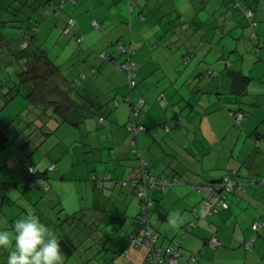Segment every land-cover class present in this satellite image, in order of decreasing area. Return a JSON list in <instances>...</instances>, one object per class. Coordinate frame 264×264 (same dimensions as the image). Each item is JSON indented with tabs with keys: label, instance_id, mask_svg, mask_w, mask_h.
Listing matches in <instances>:
<instances>
[{
	"label": "crops",
	"instance_id": "0c3cea01",
	"mask_svg": "<svg viewBox=\"0 0 264 264\" xmlns=\"http://www.w3.org/2000/svg\"><path fill=\"white\" fill-rule=\"evenodd\" d=\"M78 1L80 2V0H74V4H77ZM134 1L129 0V20L131 24V16L133 17L135 13V6H138L137 2L140 3L141 0ZM81 2V5H85L87 0ZM174 2L175 0H152L151 4V0H145V6L142 10L148 11V13L157 9L163 11L167 3L172 8L180 10L176 24L174 23L173 25L172 20L167 21L168 26L171 27H168V31L171 32L170 37L173 34L182 33V31L191 26H200L202 24V21L198 20V14L195 11L190 20L184 18L185 16L183 15H188L187 12H190L191 6L188 2L179 0L180 6L175 5ZM59 3V0H52L43 9L44 15L51 14L59 18V13L65 7L56 12L54 7H57ZM248 4L254 11V19L257 21L256 6L254 7L256 4L251 2H248ZM186 6L185 12L182 13L181 7L184 8ZM70 13L67 15V19L69 18L68 20H70L73 17L75 18L74 22L69 24L68 20L65 21V30L63 31L69 36L72 29L74 35L76 34L77 36H75V41L71 36H67L60 44H64V49H70L69 46L76 43L82 44L87 40V45L90 49H98L96 53L98 61L97 63H89L86 66L87 69L78 74L71 84L67 83L61 75L60 65H58L59 60L57 59V62L54 63L58 66L60 74L53 76L52 81L61 91L69 93V98L73 103V107L65 114L66 120L64 123L67 122L71 125L79 126L83 121L84 123L86 122V115L91 117L93 115L92 112H95L97 113L95 130L97 129V133H99L100 128H104L100 134H97V139L100 140V137L105 136L106 141L109 142L112 137V146L107 148L108 151L105 150L108 155L103 157L106 162H102L103 158L100 155L98 161L102 163V166L97 167L94 163L92 164L94 167L90 168L88 172V181L91 175L99 177L110 175L112 179L126 180L131 173L138 175V170L141 167L140 159H142L153 176H164L181 180V183L174 184L166 191L148 190L147 192V196L153 201L150 215L158 235L157 246L161 248L169 246L190 226V230L182 239L181 251H187L191 255L196 256V258L193 260L183 255L179 257L177 264H264L263 230L257 233L250 250H245L244 248V244L254 235L251 224L255 220L264 217V187L261 183L246 185L244 191L229 194L227 200L229 208L207 217H202L200 211L204 193L197 189L199 185L218 182L231 171H235L245 181L251 177H264V114L260 113L261 108L258 106L260 100H262V103L259 105H264V100L262 99V96L264 97V83L258 80V84L254 85L255 88L252 87L253 78L250 77L251 73L245 76L241 67L238 70L231 68V63L224 59L220 60L222 67L219 72L212 68H203L201 65L190 69H181L180 71L177 70L178 68H171L169 71L162 68V76L154 79L156 71L152 60V48H150L152 45L150 43L151 39H148L147 42H141L144 47L146 45L149 48L147 53L150 60L144 62L140 57L134 59L136 50L132 48V38H130L129 44L123 43L118 38L115 43L109 45L101 37L89 35L91 31L89 26L93 29L99 28L96 19L92 17L89 20L86 16H80L76 19L72 15L71 10ZM139 17V21H145L144 16L140 14ZM106 19L108 18L106 17ZM216 19L219 22L220 18L216 17ZM135 20L136 18L133 17V21ZM93 21L96 22V26L92 23ZM161 22L164 21L160 20L159 23ZM43 24L45 23H42V26ZM248 26L254 30L257 28V22L254 28L251 25ZM115 28L119 34V25L117 27L116 24ZM37 32L38 27L34 35H37ZM195 32L197 33L198 30H195ZM152 36L154 37V35ZM79 37L82 38L81 42L77 41ZM251 38L257 40V35L253 33ZM34 40L35 36L31 43ZM117 42H121L125 47H130L133 51L131 60L137 64L136 86L133 89L129 88L125 73L117 70L113 62L104 61L99 57L101 53H105L114 62L125 60L126 57L118 49ZM142 44H138V47L142 48ZM24 46H26V42L21 43L20 48ZM202 47L203 45L200 50ZM36 49L40 51L38 47ZM192 49L193 47L191 46L190 50L192 51ZM262 49L264 51V46H262ZM65 51L69 57L70 50ZM191 53L193 52H187V54ZM16 54V52L12 51L11 55L14 57ZM187 54L184 58L185 61L188 60ZM37 56V52L34 57L32 54H28L23 64L28 63L27 61L33 58H37ZM46 56L48 57L47 54ZM20 62L22 63L23 61ZM109 66L119 72V74H122L126 82V92L121 96V101L111 100V105L104 104L99 94L92 95V86L89 83H83L95 79V76L100 71L103 72ZM92 69H95V71ZM237 72L238 75L236 76ZM82 75L84 77L80 78ZM144 79L145 81L140 87L139 84ZM240 79L247 80V82H239ZM113 87L116 89L115 86ZM140 88L141 90L137 91ZM209 88H219L217 89L218 92L222 91V88L224 91L226 90L227 100L234 105L233 108L227 109L228 114L223 113L222 117L219 118L220 122L224 121L225 127L222 124H218L216 117L214 118L215 115L212 113L216 111L215 109L209 110V113L203 115L198 122L192 118L189 121L182 119L179 113H169L170 110H176L175 103H177L178 96L183 99L184 96H194ZM167 89L174 91L170 93L171 101H175L174 103L168 100L165 93ZM216 94L220 102V108H224L223 97L220 93ZM140 99L144 102V106L138 117V123L144 125L147 131L140 132L134 137L125 129V125L129 118L131 106L137 104ZM46 101L48 102L46 103L47 105L40 106H32L27 103L33 108H43L44 111L47 106L51 105L49 103L56 102L57 98L49 95ZM251 104H254L257 108H255L254 114L250 116L247 111L243 110L242 106ZM187 105L194 109L189 102ZM231 110L242 111L245 115V120H242L239 124L236 123L235 119L230 115ZM220 111L223 112L224 110L222 111L221 109ZM52 112L57 120L62 122L60 116L54 113V110ZM100 117H103V121L99 120ZM26 118L25 121H27ZM118 119L119 123H122V126H119L121 127L119 131L116 129ZM214 121H216V124L213 126ZM242 122L243 124L239 130L237 126L241 125ZM106 123H108L107 126H105ZM174 124L177 126L176 129L173 128ZM112 125L116 129V133H113L115 131ZM12 140L21 144V152L42 175V177H35L30 183L25 184L30 186V190L35 189L34 191L36 192L34 196H32L33 191L30 194H26V196L29 198L38 197L37 199H41V201L59 202L58 195L51 193V189L46 186V182L49 179V171H52L51 174L55 182L58 175H60V170L57 169L55 164L49 163L52 160H58L57 156H52L54 153L47 152L44 154L41 151L44 141L43 137L37 138L31 135L30 139V136L25 132L16 133L10 131L7 125L3 126L2 124H0V181L13 183L20 178V173L24 176L25 164L22 160L16 158L19 148ZM101 149L98 150L101 151ZM138 152H140L141 158L138 157ZM35 153L39 157L32 160ZM81 153L84 152L79 149L77 155L73 157L68 150V155L73 161L72 164L81 166L79 161ZM129 156H132V159ZM37 182L38 184L40 182L39 187H37ZM89 183L91 188L96 191L92 194L91 201H99L100 203L95 202L94 206H87L80 211L84 212V216L90 218L89 226L96 225V232H99L100 239L96 238L93 242L90 241L92 238L88 236L79 238L80 234L75 231L74 239L68 237V232L64 233L63 237H60L59 229L54 230L51 227L52 232L58 237L60 242L62 240L61 247L64 258L73 256L80 247L83 248L86 244L87 250L92 249L94 251V256L99 259V264L101 262L109 264L116 257H118L117 261L115 259L113 263L111 262L112 264H146V248H135L127 242L129 236L140 230L138 223L140 200L134 194L135 192L131 185L119 186L107 181L103 183L100 189L94 188L90 181ZM13 191L17 190L9 192ZM26 196L24 199L28 200ZM118 201L120 204H116ZM193 209L197 210V213H194ZM176 213H180L183 217V223L174 227L168 221L170 217H175ZM4 217L5 215H1L4 221L3 224L6 225ZM94 220L98 221V224H95ZM45 225L48 227V223H45ZM0 229H5L11 234L14 228L4 227ZM88 230L91 232L92 229L88 228ZM113 238L115 242L111 244L110 240ZM210 238L217 239L221 242V245L217 247L209 246L207 241ZM108 248L111 252L103 253ZM113 250L114 255L111 256L110 254L113 253ZM124 251H126L125 254L121 255ZM7 255L8 251L6 249H0V264H6Z\"/></svg>",
	"mask_w": 264,
	"mask_h": 264
},
{
	"label": "rangeland",
	"instance_id": "374dc122",
	"mask_svg": "<svg viewBox=\"0 0 264 264\" xmlns=\"http://www.w3.org/2000/svg\"><path fill=\"white\" fill-rule=\"evenodd\" d=\"M10 1L0 0V40L3 39L0 42V87L3 92L17 83L16 74L22 66L20 61L17 63L12 57L13 55H11L12 51L15 52L18 49L16 46L18 45L16 37L19 36V30L9 29L10 26H8L10 25L8 21L13 18L10 10L7 9ZM81 1L83 0L78 1L77 4H79L77 5L72 3L71 0H65L63 2V7H65L59 13V18L51 14L43 15L42 13L43 16L41 17L43 18L41 19L40 17L39 19L37 24L38 32L37 35H34L35 40L32 43V49L38 47L41 51L46 52L51 62L55 63L57 59L59 60L58 65H60L61 75L67 83H73L76 76L87 69L86 66L89 63H97L98 61L96 58L98 49H90L87 45V40L82 44L75 42L76 44L69 46L70 49H64V44H60L68 36L63 30H65V21L69 19H67V15L71 14L70 10L76 19L80 16H86L89 20L92 17L96 19L99 28L93 29L89 26L91 29L89 35L94 37L99 36L103 41L108 42L109 45L115 43L118 38L123 43L129 44L130 38H132V48L136 50L134 59L140 57L144 62L150 60L149 54L147 53L149 48L146 45L144 47L142 43L151 39L150 43L152 45L150 48H152V60L156 71V75L153 77L154 79L162 76V68L163 70L166 69V71H169L171 68H178L177 70L180 71L181 69H190L191 67H199L201 65L203 68H212L219 72L222 67L220 60L224 59L231 63V68L238 70L241 67L245 76L251 73L250 77L253 78L252 87L258 84V80L264 83V51L262 49V46H264V0H184L191 6L190 12H187L188 15H183L185 16L184 18L190 20L195 14V11L198 14V20L202 21V24L200 26H191L185 31H182V33L173 34L171 37V32L168 31L171 27L168 26L167 21L172 20V24H176L180 10L178 11L172 8L169 3L166 4L163 11L157 9L148 13V11L142 10L145 6V0H141L140 3L135 0L138 6H135L133 17L136 20L133 21V17L131 16V24L129 20V0H87L85 5H81ZM178 1L175 0L174 4L180 6L181 3ZM235 1L247 5H249L248 2L256 4L254 7L256 6L257 28L252 30L248 26L242 13L234 8ZM187 6L184 8L181 7L182 13L185 12L184 10ZM64 13L66 14L64 15ZM140 14L144 16V22L139 21ZM216 17L220 18L219 22ZM70 19L74 20L75 18L72 17ZM160 20L164 22L159 23ZM42 23L45 24L42 26ZM116 24L117 27L119 25V34L116 32ZM195 30H198V32L196 33ZM253 33L257 35V40L251 38ZM70 36L75 41V36L77 35H74L72 29L68 37ZM138 44H142L143 47L139 48ZM202 45L203 47L200 50ZM191 46L193 47L192 51L190 50ZM65 50H70L69 57ZM188 51L193 53L187 54ZM186 54L188 55L187 61L184 60ZM144 81L145 79L139 84L140 87ZM83 83H89L92 86V95L99 94L104 104L108 105H111V100L114 99L121 101V96L126 92L124 77L110 66L103 70V72L100 71L95 76V79ZM217 89L219 88L205 89L196 94L198 96H184L183 99H180L178 96L177 103H175L176 110H170L169 113H179L182 119L189 121L192 118L198 122L203 115L209 113V110L215 109L216 111L212 113L215 115L214 118L216 117L218 124H222L225 127L226 124L224 121L220 122L219 118L222 117L223 113L228 114L227 109L233 108L234 105L227 100L226 90L224 91L222 88V91L218 92ZM140 90L141 88L137 91ZM25 92V89H23V95L26 94ZM171 92L174 91L169 89L165 91L168 100L174 103L175 101H171ZM216 93H220L223 97V102H225L224 108H220V102L217 99L218 96ZM23 95L16 96L5 106L3 104L1 105L2 102L0 103V124L3 126L7 125L10 131L16 133L21 131L25 132L30 136V139L31 135L37 138L43 137L44 141L41 151L44 154L47 152L54 153L52 156H57L58 158V160H52L49 163L52 162L55 164L57 169L60 170V175H58L56 178L57 181L55 182L51 174L52 171H49L50 174H48L49 179L46 182V186L51 189V193L53 192L58 195L59 202L41 201V199H37L38 197H27L26 194H30L31 191H33L32 196L36 192L34 191L35 189L30 190L29 185H25L27 183L24 182V177L21 173L20 178L13 183L0 181V228H14L15 221L18 218L36 215L40 217L41 221L43 220V223H48L50 231H52L51 227L54 230L59 229L60 237H63V234L68 232V237L74 239L76 232L80 234L79 238L88 236L92 238L90 241L93 242L96 238L100 239L99 232H96V228L88 225L90 218L86 216L81 218L80 215L79 218L75 216L73 219L68 220L67 217L82 208L90 205L94 206L95 202L100 203L99 201H91L92 194L96 191L90 186L88 172L90 168L94 167L92 165L93 163L97 167L102 166V163L98 160L100 155L102 158L108 155L107 148L112 146V137L109 142L106 141L105 136L100 137V140L97 139V134H100L104 128H100L99 133H97V129L95 130L97 125V113L95 112V114L92 112L93 115L91 117L84 116L86 122L84 123L83 121L79 126L71 125L67 122L62 123L53 114V107L51 109V106H47L49 109L46 108L44 111L43 108H33L27 103ZM262 99L264 100L263 96ZM0 100L2 99L0 98ZM188 102L193 105L194 109H191L187 105ZM261 103L262 100L258 102V106L261 108L260 113L264 114V105H259ZM242 107L250 116L254 114L256 111L255 108H257L254 104L249 106L244 105ZM221 109L225 112H221ZM25 118L27 121H25ZM57 121L58 123H56ZM236 123L239 124L240 122ZM116 124V129L118 131L119 129L121 130L119 126H122V123H119V119ZM215 124L216 121H214L213 126ZM242 124L243 122L237 126L239 130ZM57 125L58 128L56 129ZM107 125L108 123L105 126ZM173 126L174 129L177 128L175 124ZM112 127L115 131L113 133H116L114 125ZM76 141L78 142L76 143ZM31 142L33 143L32 140ZM79 149L84 152L81 153V158H79L81 166L72 164L73 161L68 155L69 150L73 157L76 156ZM98 149H101V151ZM38 157V154L35 153L32 160ZM129 158L132 159V156H129ZM102 162H106V160L103 158ZM4 172L6 171L4 170ZM221 181L222 179L218 182ZM39 184L37 182V187H39ZM11 190L17 191L9 192ZM37 191L39 190L37 189ZM229 194L232 193L226 195L227 200ZM25 196L28 200L24 199ZM116 204H120V202L118 201ZM152 207L153 201L150 213ZM79 213L81 214V212ZM1 215H5L6 225L3 224L4 221ZM94 222L98 224V221L94 220ZM68 223H71L73 227L69 226L68 228ZM85 227L86 229L84 230ZM88 228L92 229L91 232ZM114 242V238L110 240L111 244H114ZM108 251L111 252L108 248L103 253ZM112 252L110 254L111 256L114 255V250ZM68 257L63 259V264H99V259L94 256V251L92 249L87 250L86 244L83 248L80 247L73 256ZM115 259L117 261L118 257ZM113 261L111 262L113 263ZM111 262L109 264H112ZM100 264H104V262Z\"/></svg>",
	"mask_w": 264,
	"mask_h": 264
},
{
	"label": "built area",
	"instance_id": "2783aa9c",
	"mask_svg": "<svg viewBox=\"0 0 264 264\" xmlns=\"http://www.w3.org/2000/svg\"><path fill=\"white\" fill-rule=\"evenodd\" d=\"M64 1L65 0H62L60 5L55 8L56 12L63 7ZM71 1L72 3H74V0ZM247 16L250 17L251 13L248 12ZM73 22V19L69 20V24H72ZM92 23L96 26L95 21H93ZM77 41L81 42L82 38H78ZM117 47L126 57V59L122 62L111 61L105 53H101L99 57L105 61L113 62V65L117 70L125 73L129 88L133 89L136 86L135 77L137 70V64L131 60L133 51L130 48H126L121 42H118ZM143 106L144 102L141 99L137 102V104L131 106L129 118L125 125V129L134 137H136V135L140 132L147 131V128L144 125L138 123V117L140 115V112L142 111ZM230 115L235 119L236 122H241L244 119V115L241 112H231ZM99 120L103 121V117H100ZM137 155L140 158L142 157L140 152H138ZM19 158H22V156H19ZM140 160L141 167L138 170V175H134L131 173L126 180L112 179L110 175H103L100 177L91 175L89 181L93 184V186L96 187L100 186L101 183L105 181L112 182L113 184L119 186H127L128 184L131 185L132 189L135 192V195L140 200V212L138 216L140 230L128 238L129 244L135 248H146L147 264H177L179 257L183 255L194 260L196 256L191 255L187 251H181L182 239L190 230V226H188L183 231V234L177 240L173 241L169 246L164 248L157 246L158 235L153 226V221L151 220L150 216L152 201L148 198L147 192L148 190L166 191L170 189L174 184H178L181 182L176 178L153 176L146 168L145 161L142 159ZM34 172L35 169L32 166H28L26 175L30 176V174H33ZM24 178H27L25 174ZM258 182H260L264 187V177H251L245 181L237 176V173L235 171H231L222 179L221 182L207 183L197 186V189L204 193L203 200L200 204L202 217L211 216L215 213H218L219 211L227 210L229 208L228 201L226 199V195L228 193L244 191L246 185H253ZM194 213H197L196 210H194ZM251 228L254 235L244 244L245 250H250L252 248L253 241L257 233L260 230H264V217L255 220L251 224ZM207 244L211 247H217L221 245V242L215 238H210L207 241ZM125 252L126 251H124L122 255H124Z\"/></svg>",
	"mask_w": 264,
	"mask_h": 264
},
{
	"label": "trees",
	"instance_id": "16d2710c",
	"mask_svg": "<svg viewBox=\"0 0 264 264\" xmlns=\"http://www.w3.org/2000/svg\"><path fill=\"white\" fill-rule=\"evenodd\" d=\"M51 1L52 0H11L9 2L7 9L10 10V12L13 15V18L10 21H8V23L10 24L8 25L10 26L9 29H15V31L19 30V36L16 37L17 44H18L16 46L18 47V49L15 52L17 54L14 55L13 58L15 60L17 59V63H19V61H23V62L22 63L20 62L22 66L20 68V71L18 70L19 72L16 74L17 83H15L14 86L9 88L5 92H3L2 88L0 87V98L2 99L1 102L3 106H5L11 100H13L16 96H19L21 94L23 95L22 90L25 89L26 94H24L23 96L27 100V102L32 106H40V105H44L48 103L46 101L47 96L49 95L55 96L57 98V101L51 102L49 104L52 105L53 110L55 111L54 113L60 116L61 121L63 123L66 120L65 114L69 111L70 108L73 107V103L71 99L69 98V95H68L69 93L61 91L58 88V86L52 81V77L56 76V74L59 73V68L58 66H56L53 62H51L48 59L45 52L41 50L39 51L38 49H32V45H31L32 39L34 38V34H35L34 30L38 26L37 24L39 22L40 17L44 15L43 9ZM59 2L61 3L62 0H59ZM60 3L57 5V7L60 5ZM57 7H54V8H57ZM234 8L239 10L242 13L248 25H251L253 28L256 27V21L254 19L255 18L254 11L250 8V6H248L247 4H243L241 2L235 1ZM248 12L251 13L250 17L247 16ZM2 40L3 39H1L0 42ZM23 42H26V46H24L23 48H20V45ZM126 48H130V47H126ZM36 52L38 54L37 58H33L32 60L27 61L28 63L23 64L25 63L24 60L26 59L28 54H32L34 57V54ZM108 57L110 58L111 61H113V59L110 56ZM92 70L95 71V69H92ZM237 75H238V72L236 73V76ZM82 77H84V75L80 76V78ZM242 81L244 80L240 79L239 82H242ZM244 82L246 83L247 80ZM231 112H234V113L241 112L244 115V113L240 110H233V111L231 110L230 113ZM244 118H245V115H244ZM12 141H14L19 148L16 158L22 160L25 164L24 174L25 176H27V178L26 179L24 178V181L27 182L28 184L35 177H42V175L36 170V168L29 162L27 157L21 152V148H22L21 144L18 141H15V140H12ZM18 155L22 156V158H19ZM28 166H32L35 169V172L33 174H30V176L26 175ZM103 183L104 182H102L101 185L98 187L94 186V188L101 189ZM79 212H81V214ZM80 215H81V218H83L84 214H82V211L79 210L78 212H75L72 215L68 216L67 219L71 220L75 216L79 218ZM67 225L72 226L71 223H68ZM92 227L95 228L96 225ZM127 242L129 243V239L127 240ZM146 264H147V261H146Z\"/></svg>",
	"mask_w": 264,
	"mask_h": 264
},
{
	"label": "clouds",
	"instance_id": "9594fccd",
	"mask_svg": "<svg viewBox=\"0 0 264 264\" xmlns=\"http://www.w3.org/2000/svg\"><path fill=\"white\" fill-rule=\"evenodd\" d=\"M168 222L175 227L183 217L176 213ZM0 249L8 251L6 264H63L64 259L60 240L36 215L18 218L11 234L0 229Z\"/></svg>",
	"mask_w": 264,
	"mask_h": 264
}]
</instances>
